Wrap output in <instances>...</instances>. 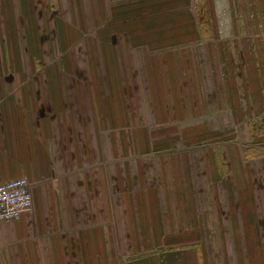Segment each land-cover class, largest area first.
Instances as JSON below:
<instances>
[{
	"label": "crops",
	"instance_id": "0c3cea01",
	"mask_svg": "<svg viewBox=\"0 0 264 264\" xmlns=\"http://www.w3.org/2000/svg\"><path fill=\"white\" fill-rule=\"evenodd\" d=\"M258 120L264 0H0V264H264Z\"/></svg>",
	"mask_w": 264,
	"mask_h": 264
},
{
	"label": "built area",
	"instance_id": "2783aa9c",
	"mask_svg": "<svg viewBox=\"0 0 264 264\" xmlns=\"http://www.w3.org/2000/svg\"><path fill=\"white\" fill-rule=\"evenodd\" d=\"M31 208V184L26 177L0 183V222L17 219Z\"/></svg>",
	"mask_w": 264,
	"mask_h": 264
},
{
	"label": "rangeland",
	"instance_id": "374dc122",
	"mask_svg": "<svg viewBox=\"0 0 264 264\" xmlns=\"http://www.w3.org/2000/svg\"><path fill=\"white\" fill-rule=\"evenodd\" d=\"M257 122H264L263 120L262 121H257ZM250 132L253 134V132L255 133V134H260V135H264V125L263 124H259L255 129H250ZM254 134V135H255ZM259 137H261V136H259ZM257 139V138H256ZM252 144L253 143H250V144H247L246 146H249L248 148H245L246 149V151H247V153L248 154H252V155H254V153H258V152H263L264 151V148H259L258 146L257 147H253L252 146ZM202 148H204V147H202Z\"/></svg>",
	"mask_w": 264,
	"mask_h": 264
}]
</instances>
